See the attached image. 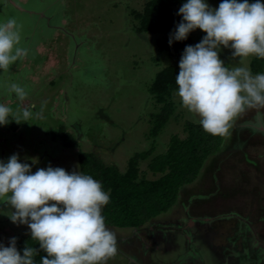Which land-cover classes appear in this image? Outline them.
<instances>
[{"label":"rangeland","instance_id":"rangeland-1","mask_svg":"<svg viewBox=\"0 0 264 264\" xmlns=\"http://www.w3.org/2000/svg\"><path fill=\"white\" fill-rule=\"evenodd\" d=\"M146 1L15 0L21 10L2 0L0 23L16 20L21 36L16 47L26 49L27 56L6 72L0 69V104L12 109L9 123L0 125V161L16 153L33 173L49 165L71 173L79 171L78 153L84 150L125 169L135 152L152 148L139 166L153 177L150 159L165 151L172 134L184 136L187 120L200 117L185 109L174 92L169 119L155 137L150 134L162 103L150 95L149 84L161 67H179V61L158 51L157 40L169 32H137L131 10L142 11ZM205 2L215 9L222 0ZM190 33L193 46L206 35L199 28ZM233 51L220 47L225 67L251 69L256 56L233 57ZM11 83L25 89L24 101L9 92ZM23 108L31 110V117L12 120ZM232 123L235 135L230 131L223 139L214 165L207 158L203 173L180 189L167 211L140 229L105 223L117 241L116 255L106 264H264V108L246 109ZM239 123L242 129L235 128ZM60 130L69 131L78 144L65 146L55 134ZM4 199L0 244L8 246L11 237L30 230L10 220L14 209ZM177 220L185 234L172 230L174 235L159 240L151 235L164 225L177 227ZM244 252L257 260L244 263Z\"/></svg>","mask_w":264,"mask_h":264},{"label":"clouds","instance_id":"clouds-1","mask_svg":"<svg viewBox=\"0 0 264 264\" xmlns=\"http://www.w3.org/2000/svg\"><path fill=\"white\" fill-rule=\"evenodd\" d=\"M177 14L182 20L170 34L169 45L197 28L206 35L194 46H185L175 77L176 95L185 109L200 117L205 132L226 136L239 114L264 108V73L253 75L248 67L229 69L218 51L223 46L234 50L233 57L264 59V3L222 0L213 9L205 0H187ZM20 40L14 18L0 23V69L5 72L27 56L26 49L16 47ZM8 90L20 101L27 97L16 83ZM10 114L12 109L0 104V125L9 123ZM21 115L27 121L32 112L23 108L12 120L20 123ZM0 198L14 209L10 220L26 224L31 239L47 253L40 264H106L116 255V236L101 214L109 195L90 175L51 165L33 173L31 165L20 162L14 153L6 162L0 161ZM16 241L11 237L8 246L0 244V264H36L37 250L28 246L21 254Z\"/></svg>","mask_w":264,"mask_h":264},{"label":"trees","instance_id":"trees-1","mask_svg":"<svg viewBox=\"0 0 264 264\" xmlns=\"http://www.w3.org/2000/svg\"><path fill=\"white\" fill-rule=\"evenodd\" d=\"M187 0H147L142 11L131 10L138 24L137 32L158 33L175 31L176 25L182 20L176 7ZM255 0H249L253 3ZM264 3V0H260ZM167 37L157 40L159 52H165L169 57L179 61L185 46L192 45L191 33L184 40H173L169 45ZM264 59L255 57L252 61V73L264 70ZM179 67L167 64L161 67L149 84V93L156 103H162L160 111L153 115V126L150 134L155 137L174 109L173 93L178 91L175 77ZM233 124V123H232ZM242 129L240 123L235 126ZM234 125L229 129L233 134ZM184 136L174 133L170 136L163 153L154 155L148 162V170L153 177H147L146 170H141V160L149 157L152 148L135 152L127 161L126 168L121 169L116 163H107L93 151L81 150L78 153V166L82 174L90 175L99 181L102 189L108 193L109 202L101 209L104 222L115 227L140 228L159 214L167 211L177 201L180 189L193 182L203 173L205 160L210 159V165L218 156L226 136H213L205 132L199 121L187 120L184 125ZM240 131V130H239ZM59 133L65 146L78 144L69 131ZM241 132H238L239 134ZM236 134V135H237ZM235 135V134H233ZM245 141V140H242ZM209 165V166H210ZM37 250L33 257L40 264L41 257L47 253L40 249L39 242L31 239L30 233L19 235L16 248L23 254L25 247ZM249 261L257 260L253 254ZM246 254L242 255L244 263L248 261ZM248 263V262H247Z\"/></svg>","mask_w":264,"mask_h":264},{"label":"flooded vegetation","instance_id":"flooded-vegetation-1","mask_svg":"<svg viewBox=\"0 0 264 264\" xmlns=\"http://www.w3.org/2000/svg\"><path fill=\"white\" fill-rule=\"evenodd\" d=\"M4 1V0H3ZM8 2H11V3H13L14 5H16L18 8H20L21 10H23V8L20 6V5H18L16 2H15V0H7V3ZM16 4H15V3ZM2 5H3V3H2V0H0V8L2 7ZM245 124H243V127L245 128V127H247V126H244ZM249 128H250V130H254V129H256V130H260V128L257 126L256 128H253V127H251V126H249ZM242 130H240L239 132H241ZM263 134H264V129L263 130H260ZM238 133V132H237ZM233 134H235V131H233ZM237 136H238V134H237ZM237 139V138H236ZM235 139V140H236ZM180 220H177V222L176 223H178V224H174L175 226H177V227H172V228H170V229H168L167 228V226H163V228H161V229H153V233L151 234V235H154V236H157L158 237V240L160 239V237L162 236V235H165V234H172V235H174V233H171V232H169V231H172V230H174L176 233H184V231L182 230V228H179L180 227ZM154 225H156V226H158V224H154ZM153 225V226H154ZM140 228H142V227H140ZM140 228H137V229H140ZM149 229V228H148ZM151 229V228H150ZM135 230V229H134ZM192 233V236H195L197 233L196 232H191ZM185 234V233H184ZM198 235V234H197ZM149 238H151V242H153L154 241V239H153V236L152 237H150L149 236ZM163 238V237H162ZM166 254V253H165ZM243 254H246L245 252L244 253H241V255H243ZM251 255L249 254V255H247L246 254V258L248 259V261L250 260V257ZM245 258V259H246ZM257 258V257H256ZM258 259H259V257H258ZM186 261H189V260H186ZM255 261V260H254ZM253 260L252 261H250V262H254ZM185 262V261H184ZM183 262V263H184ZM160 264H163L162 262H160ZM171 264V263H170ZM173 264H178V262H175V263H173Z\"/></svg>","mask_w":264,"mask_h":264}]
</instances>
